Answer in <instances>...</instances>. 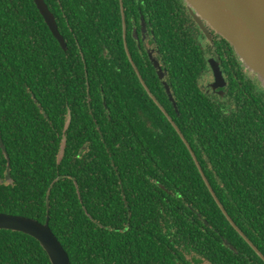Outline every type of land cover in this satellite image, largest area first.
Returning <instances> with one entry per match:
<instances>
[{"label":"trees","instance_id":"obj_1","mask_svg":"<svg viewBox=\"0 0 264 264\" xmlns=\"http://www.w3.org/2000/svg\"><path fill=\"white\" fill-rule=\"evenodd\" d=\"M45 2L65 51L33 0H0V212L44 222L48 210L71 264H264L149 93L263 255L264 98L242 78L228 106L203 90L205 56L192 37H173L171 0L134 11L154 8L174 107L146 53L129 46L144 85L119 49V0ZM0 264L51 263L36 239L0 229Z\"/></svg>","mask_w":264,"mask_h":264},{"label":"water","instance_id":"obj_2","mask_svg":"<svg viewBox=\"0 0 264 264\" xmlns=\"http://www.w3.org/2000/svg\"><path fill=\"white\" fill-rule=\"evenodd\" d=\"M183 1L191 9V11L196 12L197 15L200 16V18H203L204 21L215 30V32H217L230 43L235 53L237 54L241 64L246 69L256 74L258 81L264 87V0ZM33 2L39 10L52 35L58 41L61 48L65 51L67 49V43L58 29L54 13L49 9L45 0H33ZM120 2L124 24L123 2L122 0H120ZM128 55L129 59L134 65L136 72L138 73L140 80L145 85L137 66L132 61V58L129 53ZM208 62L212 70L214 80L217 83V86H223L221 81H223L224 78L218 64L216 62H212L211 60H209ZM154 66L158 67V64L154 62ZM216 83H213V86H216ZM167 92H169L168 87ZM162 110L165 112L168 119L172 122V125L174 126L177 133L184 142L185 146L187 147L207 188L209 189L211 195L213 196L214 200L220 207L227 220L241 235V237H243V239L250 245V247L264 260V255L258 250V248L230 218V216L224 209L222 203L213 191L211 185L209 184L190 144L188 143L184 135L181 133L177 125L172 121L171 117L166 113L164 109ZM68 122L69 119L66 122V126L68 125ZM0 147L5 153V156L7 157L6 150L3 146L1 137ZM63 153L64 140L60 147L58 162L61 161ZM9 178L10 176L8 167L6 179L8 180ZM49 194L50 189H48L46 196L47 207H49ZM48 212L49 211L47 210V216L44 222H40L35 218L26 217L23 215L0 212V229L21 232L36 239L47 254L51 264H71L68 253L66 252V250L64 249V247L62 246V244L60 243V241L49 226Z\"/></svg>","mask_w":264,"mask_h":264},{"label":"flooded vegetation","instance_id":"obj_3","mask_svg":"<svg viewBox=\"0 0 264 264\" xmlns=\"http://www.w3.org/2000/svg\"><path fill=\"white\" fill-rule=\"evenodd\" d=\"M171 1L173 3V6L170 9V22L172 21L174 23V21H177L178 25L174 29L173 37L179 40L192 37L196 44L202 49L203 57L205 56L206 67L201 70L200 74V85L203 90L211 95H217L219 102L224 106H228V104L230 103V90L232 89V87L233 90H235L237 89V87L242 86V78V81H245L248 84L247 87L249 88V91L251 93H254L255 95L259 94L264 98V88L261 87L260 83L257 81L256 74L249 71L241 64L237 54L235 53L230 43L217 32H215V30L210 25H208L203 18H200V16L197 15L196 12L191 11V9L183 0ZM122 2L124 11V24L121 12V2L119 0L123 47L120 46L119 49L124 50L128 59V53L131 56L129 46L139 58H144V53H146L149 62H151L152 66L154 67L153 69L156 77L158 78L160 84L166 92L168 100L174 107L176 103L175 99L172 95L175 103L171 101V97L169 96L166 87L168 86L169 90H171V84H169L167 81V66L160 51L157 37L154 34L152 23V20L154 18L152 16L154 14V8L149 9V11L144 10V14V12L141 11V6H138V11L135 13L134 7L136 3H140V0H127V13H125L124 1L122 0ZM106 32L108 35L110 34L109 28L106 29ZM107 54H110L109 50L107 51ZM209 60L218 64L224 78V80L221 81L223 86H217L208 62ZM129 62L135 70L134 65L130 59ZM154 62L158 64V67L154 66ZM213 83H216V86H213ZM149 95L153 99V101L157 105H159L161 110L164 109V107L160 105L159 101L153 94L151 95V93H149ZM225 109L226 111L223 112L224 115H229L228 109ZM163 113L167 117L164 111ZM166 113L170 117H172L168 112Z\"/></svg>","mask_w":264,"mask_h":264},{"label":"rangeland","instance_id":"obj_4","mask_svg":"<svg viewBox=\"0 0 264 264\" xmlns=\"http://www.w3.org/2000/svg\"><path fill=\"white\" fill-rule=\"evenodd\" d=\"M257 81H258V80H257ZM258 82H259V81H258ZM204 83H205V81H204ZM259 83H260V82H259ZM260 85H261V87H263L261 83H260ZM263 88H264V87H263Z\"/></svg>","mask_w":264,"mask_h":264}]
</instances>
